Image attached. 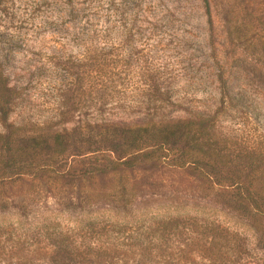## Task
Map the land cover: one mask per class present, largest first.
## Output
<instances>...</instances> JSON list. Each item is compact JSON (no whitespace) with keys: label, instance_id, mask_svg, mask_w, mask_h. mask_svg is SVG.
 <instances>
[{"label":"rangeland","instance_id":"rangeland-1","mask_svg":"<svg viewBox=\"0 0 264 264\" xmlns=\"http://www.w3.org/2000/svg\"><path fill=\"white\" fill-rule=\"evenodd\" d=\"M48 1L0 0L8 121L23 132L201 113L234 149L264 148V0H208L209 17L199 0H87L70 18ZM155 169L3 177L0 264H264L246 221L188 194L202 186L184 171Z\"/></svg>","mask_w":264,"mask_h":264},{"label":"trees","instance_id":"trees-1","mask_svg":"<svg viewBox=\"0 0 264 264\" xmlns=\"http://www.w3.org/2000/svg\"><path fill=\"white\" fill-rule=\"evenodd\" d=\"M199 1L209 17L208 0ZM121 3H128L133 9L140 7L142 0ZM88 4L87 0L45 2L60 8L69 18L80 12L82 16ZM11 38L10 33L0 31V180L12 173L26 172L54 180L73 179L82 184L83 180L102 179L111 174L127 173L134 178L135 173L157 167L182 170L195 179V189L197 183L202 186L203 193L193 188L195 191L188 194H199L198 198H207L219 209L235 213L252 227L257 243L264 248V148L234 149L233 143L215 130L214 115L201 113L158 121L148 118L142 122H106L96 125L91 133L80 131L79 126L76 134L75 128L51 133L23 132L21 124L8 121L16 97L3 74L2 64ZM261 83L264 88V78ZM43 147L55 149L40 160ZM112 197L115 202L127 203L122 201V194L114 192Z\"/></svg>","mask_w":264,"mask_h":264}]
</instances>
